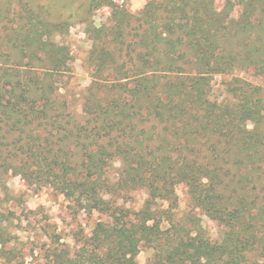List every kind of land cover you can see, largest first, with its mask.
<instances>
[{"label":"trees","instance_id":"16d2710c","mask_svg":"<svg viewBox=\"0 0 264 264\" xmlns=\"http://www.w3.org/2000/svg\"><path fill=\"white\" fill-rule=\"evenodd\" d=\"M103 3L77 113L57 85L67 23L0 0V189L18 176L97 217L78 250L41 264H136L142 248L148 264H264V0ZM179 188L215 240L194 210L173 212ZM10 224L0 209V264H26Z\"/></svg>","mask_w":264,"mask_h":264},{"label":"rangeland","instance_id":"374dc122","mask_svg":"<svg viewBox=\"0 0 264 264\" xmlns=\"http://www.w3.org/2000/svg\"><path fill=\"white\" fill-rule=\"evenodd\" d=\"M34 6L49 8L45 12L54 20L67 23L64 35H56L55 43L69 48V66L62 75L61 83H57L60 93L71 96L77 113L80 112L81 100L85 89L89 85L90 77L86 70V58L91 42L86 34L90 24L93 27L106 26L109 23L111 10L105 6L103 0H28ZM97 1L98 7L91 6ZM117 5H123L129 12L138 13L147 0H110ZM96 5V3H95ZM216 5H220L219 2ZM236 13L231 16L235 17ZM65 72V71H64ZM241 77L253 81L247 75ZM222 78L215 79L218 84ZM6 190L0 189V209L10 213L11 224L9 231L14 244L27 256L26 264H41L45 250L53 247L70 250L72 253L91 236L93 226L97 220L95 215H87L77 211L72 203L50 188L37 185L28 186L18 176L8 175L5 180ZM178 206L174 213H192L201 217V223L207 236L215 240L217 237L216 224L205 217L190 204L182 188L177 189ZM139 199H144L139 194ZM193 208V209H192ZM32 253V254H31ZM33 255V256H31ZM151 252L142 248L136 257V264H148Z\"/></svg>","mask_w":264,"mask_h":264}]
</instances>
